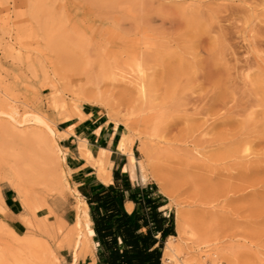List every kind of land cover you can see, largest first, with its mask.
<instances>
[{"label":"rangeland","instance_id":"rangeland-1","mask_svg":"<svg viewBox=\"0 0 264 264\" xmlns=\"http://www.w3.org/2000/svg\"><path fill=\"white\" fill-rule=\"evenodd\" d=\"M74 103L118 120L112 172H125L116 145L130 126L147 173L137 162L131 182L154 186L173 217L174 203L188 210L223 264H264V0H0V240L27 234L33 219L17 181L37 216L73 221L84 181L53 187L32 118L62 127Z\"/></svg>","mask_w":264,"mask_h":264},{"label":"bare ground","instance_id":"bare-ground-1","mask_svg":"<svg viewBox=\"0 0 264 264\" xmlns=\"http://www.w3.org/2000/svg\"><path fill=\"white\" fill-rule=\"evenodd\" d=\"M52 89L50 100L54 108L63 110L65 103L58 97V89L53 81L49 84ZM139 91L144 92V86L140 84ZM83 95V92H82ZM90 104H102L99 94L88 95L83 98ZM16 109H12L8 116L13 118ZM28 114L27 112H24ZM1 114V113H0ZM75 115L77 120L84 118L83 107L79 103H74L70 112L64 113L62 121L67 122ZM35 123L34 134L43 144L46 152V167L51 177L54 188H59L60 192L64 188L70 189L69 176L75 172L64 162L68 149L63 148L59 140L66 137L73 131L74 126L66 130H59L55 124L44 114L37 112L33 115ZM114 131L118 129L119 122L113 117ZM36 138V139H37ZM134 142V134L130 126L125 125L120 131V137L116 145V151L127 155V163L123 171L127 172L130 178L137 176V162L142 171L143 178L146 177V166L144 162L138 161L131 151ZM77 154L82 157L85 165H89L95 172L97 178L103 184L112 182L111 150L100 147L92 149L91 144L85 139H79ZM164 193L170 201L174 203L172 192L158 174H153ZM16 195L21 200L27 213L33 219L26 221L29 227L27 234L16 235L10 231L8 237L0 240V264H77L89 253L92 254V262L96 260L95 232L92 225L91 215L86 200L78 190L74 195L77 198L73 221L55 219L49 220L46 217L37 216L39 203L36 197L27 190L19 181L12 184ZM170 203V202H169ZM169 203H165L160 208H166ZM125 208L131 211L133 203L125 201ZM174 212L175 234L167 236L162 250V264H223L224 255L219 250L204 249L209 245V240L194 226L191 213L177 203ZM66 256H69V260Z\"/></svg>","mask_w":264,"mask_h":264},{"label":"trees","instance_id":"trees-1","mask_svg":"<svg viewBox=\"0 0 264 264\" xmlns=\"http://www.w3.org/2000/svg\"><path fill=\"white\" fill-rule=\"evenodd\" d=\"M79 190L95 232L94 264H162L164 242L175 234V225L173 214L160 208L166 201L154 186L134 184L117 168L111 183L93 179ZM125 201L133 203L131 211Z\"/></svg>","mask_w":264,"mask_h":264},{"label":"crops","instance_id":"crops-1","mask_svg":"<svg viewBox=\"0 0 264 264\" xmlns=\"http://www.w3.org/2000/svg\"><path fill=\"white\" fill-rule=\"evenodd\" d=\"M83 112L84 118L82 120H77L74 116L65 122L62 127H58L59 130L63 131L70 126H74L73 131L69 132L60 141L63 143L62 147L68 149L65 160L67 166L71 170H75L72 176L83 181L96 179L100 182L94 170L89 165H85L82 157L74 151L77 148L79 139H85L89 142L92 149L109 148L117 138L119 126L114 131V124L107 120L105 114L95 105L84 106Z\"/></svg>","mask_w":264,"mask_h":264}]
</instances>
